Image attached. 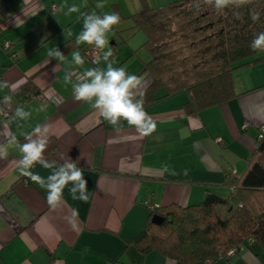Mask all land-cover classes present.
I'll return each mask as SVG.
<instances>
[{
    "label": "crops",
    "instance_id": "1",
    "mask_svg": "<svg viewBox=\"0 0 264 264\" xmlns=\"http://www.w3.org/2000/svg\"><path fill=\"white\" fill-rule=\"evenodd\" d=\"M127 3L0 0V81L18 84L14 90L0 89V104L11 95V104L19 106L16 91L24 97L49 96L21 106L31 112L28 120H11L13 113L6 120L0 116V132L7 124L23 144V133L48 125L45 158L58 164L69 157L76 161L89 191L85 203L72 199L71 185L65 187L60 206L52 210L45 189L19 174L18 146L9 147L8 158L0 160V264H186L158 251L142 254L131 241L145 229L154 207L196 204L207 192L226 197L232 176L227 170L239 175L246 168L264 125V64L249 66L255 79L240 81L234 75L237 97L198 114H185L183 93L145 108L156 122L149 136H140L126 122L117 133L89 104L74 100L71 84L63 80L66 71L106 67L102 60L99 65L88 60L82 67L72 64V53L83 56L88 46L75 43L83 30L81 14L118 13L122 19L113 27L118 32L117 26L142 8L141 0ZM72 5L79 12L69 13ZM132 25L122 29L135 30ZM109 37L113 66L130 64L133 46L113 32ZM4 42L9 43L7 50ZM67 42L73 48L64 54V62L49 58L50 49ZM142 66L135 64L127 72L138 76ZM148 82L143 81V88ZM0 143H5L2 135ZM32 171L46 178L51 170L37 164ZM73 209L78 210L75 228L68 222ZM206 264H264V247L248 239L233 257Z\"/></svg>",
    "mask_w": 264,
    "mask_h": 264
},
{
    "label": "trees",
    "instance_id": "2",
    "mask_svg": "<svg viewBox=\"0 0 264 264\" xmlns=\"http://www.w3.org/2000/svg\"><path fill=\"white\" fill-rule=\"evenodd\" d=\"M194 2L151 6L141 0V10L128 17L132 28L145 35L140 47L150 55L138 74L149 80L144 108L185 93V114H198L239 95L236 69L264 64V51L250 48L254 36L264 32V0L229 6L223 14L203 4L197 9ZM252 12L259 13L258 21L251 19ZM72 48L67 42L58 49L67 54ZM226 184L234 187L226 197L207 192L196 204L154 208L131 243L142 254L158 251L186 264L228 258L230 249H240L248 239L264 247V136L257 138L244 171ZM155 214L164 218L159 225L151 222Z\"/></svg>",
    "mask_w": 264,
    "mask_h": 264
},
{
    "label": "clouds",
    "instance_id": "3",
    "mask_svg": "<svg viewBox=\"0 0 264 264\" xmlns=\"http://www.w3.org/2000/svg\"><path fill=\"white\" fill-rule=\"evenodd\" d=\"M252 3V0H195L194 7L200 8V5L213 7L219 14L229 6L239 8L243 5ZM103 5H97L102 7ZM69 13L79 12L76 5L68 9ZM83 30L75 39L77 45L87 44L98 50L93 63L99 65L101 60L105 62L106 67H93L83 71L67 70L63 80L65 84H71L73 98L75 101L84 102L99 113V116L106 121L113 129L119 133L123 130V124L126 122L131 128H135L140 136H149L156 129V122L148 115L144 108L145 90L143 88L142 78L129 74L125 67H114L110 58L113 51L108 48L109 41L107 34L113 27L120 22L118 13H106L99 15L96 12L83 13ZM239 18V14H235ZM253 22L259 20V13L252 12ZM71 35V33H68ZM107 48V51H104ZM252 51H264V32L257 33L251 41ZM102 53V55L100 54ZM50 59L64 62L65 55L58 48H52L48 52ZM85 63L83 56L79 52L72 53V64L82 67ZM56 65L53 67L55 71ZM16 89L18 84L9 86L7 81H0V89ZM12 96L5 95L3 105L11 107ZM3 112V108H0ZM7 115L6 112L3 113ZM31 117V112L25 111L23 107L17 106L11 116V120L25 121ZM5 138V143H0V160L8 158V148L16 145L19 148L20 158L17 161V170L19 174L39 187L45 189L47 204L52 210L58 208L63 198L65 187L69 188L73 200H80L85 203L89 200L88 182L84 178V171L78 167L77 162L70 157L63 163L49 161L45 158L44 152L49 140V126L37 125L31 132L23 133L26 142L20 144L16 135L11 133L5 125V131L0 132ZM39 164L45 169H49L50 174L45 178L39 173H34L32 169ZM78 216V210L73 209L72 218L68 222L76 227L75 217Z\"/></svg>",
    "mask_w": 264,
    "mask_h": 264
},
{
    "label": "rangeland",
    "instance_id": "4",
    "mask_svg": "<svg viewBox=\"0 0 264 264\" xmlns=\"http://www.w3.org/2000/svg\"><path fill=\"white\" fill-rule=\"evenodd\" d=\"M170 1V0H168ZM168 1L166 0H151L150 5L151 6H161L165 3H167ZM122 3H124L125 5H128L127 0H121ZM114 8V7H112ZM111 8V9H112ZM132 8V5L131 7ZM132 10V9H131ZM132 24V21L127 19L124 22H121V24L119 26H117V29H119V31L117 32L114 29H112L111 32H109L107 34V39L109 41L108 44V48H111L113 45H110V43L112 42V39L109 37L110 33H114V35L118 36H122L120 38L124 39L125 42L129 43V46H133L132 51H136V53H133V55L131 56V62H129L130 64H126V66H124L126 68V70L128 71V69H133L135 67V64L138 65H143V62L147 61L150 57L148 51L144 48V47H140L141 44L143 43V41L145 40V35L143 34V32L138 31V30H129L126 29L125 31L122 29V26L127 27L128 25ZM142 42V43H141ZM120 44L117 45V47H119ZM121 53V51H120ZM129 65V66H128ZM252 67L249 68H238L235 70L234 75L236 78H238L240 81L241 80H251L252 78L255 79V71L252 70ZM185 94V93H183Z\"/></svg>",
    "mask_w": 264,
    "mask_h": 264
},
{
    "label": "built area",
    "instance_id": "5",
    "mask_svg": "<svg viewBox=\"0 0 264 264\" xmlns=\"http://www.w3.org/2000/svg\"><path fill=\"white\" fill-rule=\"evenodd\" d=\"M51 8H52V10H56L57 9V5L56 4H52L51 5ZM2 47H3V49H5V50H7L8 48H9V43H7V42H4L3 44H2ZM98 54V50H96L93 46H91V45H88V46H86L85 48H84V50H83V57H84V59L85 60H88V61H90L93 65H96V64H94L93 63V59H94V57L96 56ZM101 54V53H100ZM45 96H47V97H49L48 95H47V93L46 92H41V93H34V94H31L29 97H24L22 94H21V92H19V91H16L15 92V97H16V99H17V101H18V105L21 107V106H23V105H25L29 100H31V99H37V98H44ZM0 108H3V112H0V116H1V118L3 119V120H6L13 112H14V110H15V106L14 105H12L11 104V107L10 108H8V107H6V106H4V105H1L0 104ZM4 112H6L7 113V115H4L3 113ZM264 136V125H262L261 127H260V129H259V133H258V139H261L262 137ZM228 171V174H230V175H232L233 176V174H234V171L233 170H231V169H228L227 170ZM230 189H231V191H233L234 190V187H230ZM155 208V207H154ZM238 247H234V248H232V249H230L228 252H227V254H226V257H228V258H230V257H233L237 252H238Z\"/></svg>",
    "mask_w": 264,
    "mask_h": 264
},
{
    "label": "water",
    "instance_id": "6",
    "mask_svg": "<svg viewBox=\"0 0 264 264\" xmlns=\"http://www.w3.org/2000/svg\"><path fill=\"white\" fill-rule=\"evenodd\" d=\"M164 218L159 216V215H153L152 218H151V222L154 223V224H161L163 222Z\"/></svg>",
    "mask_w": 264,
    "mask_h": 264
}]
</instances>
